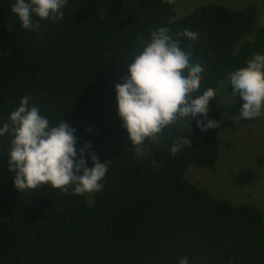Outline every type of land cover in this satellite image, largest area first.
I'll return each mask as SVG.
<instances>
[{"label":"trees","instance_id":"16d2710c","mask_svg":"<svg viewBox=\"0 0 264 264\" xmlns=\"http://www.w3.org/2000/svg\"><path fill=\"white\" fill-rule=\"evenodd\" d=\"M13 3L0 0V123L31 94L42 114L76 130L77 149L90 142L89 151L111 162L98 193L46 185L20 191L8 165L12 137H0V264H179L183 257L189 264H264L259 207L215 197L185 178L189 164L214 166L219 132L234 124L243 101L226 104L219 93L208 114L219 128L201 131L189 116L192 129L178 124L156 145L146 140L151 154L139 158L114 90L141 40L167 25L172 34L201 30L191 46L206 69L202 88L223 83L231 93L226 75L264 52L257 7L212 3L176 17L172 0H68L62 20L34 17L39 29L32 30L11 12ZM181 135L192 144L173 154Z\"/></svg>","mask_w":264,"mask_h":264},{"label":"clouds","instance_id":"9594fccd","mask_svg":"<svg viewBox=\"0 0 264 264\" xmlns=\"http://www.w3.org/2000/svg\"><path fill=\"white\" fill-rule=\"evenodd\" d=\"M68 0H14L11 12L24 29H39V20L59 21ZM34 17H38L34 24ZM201 37L199 28H185L172 34L165 25L150 31L138 51L122 67L127 74L114 90L117 114L126 129L130 146L139 158L151 154L154 146L169 128L190 126L191 116L201 131L219 128V121L209 118L210 101L215 100L223 83L202 88L204 65L195 59L191 46ZM184 45L183 47L181 45ZM231 95L243 101L237 120H253L264 114V52H257L245 64L225 77ZM23 96L0 123V137L11 136L8 151L9 171L15 173L14 186L20 190H37L46 185L73 194L101 192L110 160L101 162L90 142L77 149L75 129L63 119L53 122ZM192 137H176L172 153L191 146ZM92 166H87V158ZM179 264H189L187 257Z\"/></svg>","mask_w":264,"mask_h":264},{"label":"rangeland","instance_id":"374dc122","mask_svg":"<svg viewBox=\"0 0 264 264\" xmlns=\"http://www.w3.org/2000/svg\"><path fill=\"white\" fill-rule=\"evenodd\" d=\"M212 3L235 10L254 4L257 7L255 25L264 26V0H172L176 17ZM219 93L223 103L237 100L225 88H221ZM227 118L231 116L227 115ZM185 178L198 187L206 188L215 197L228 199L234 204H255L264 217V114L253 121L236 119L234 124L223 127L219 132L218 157L214 166L201 168L189 164Z\"/></svg>","mask_w":264,"mask_h":264}]
</instances>
